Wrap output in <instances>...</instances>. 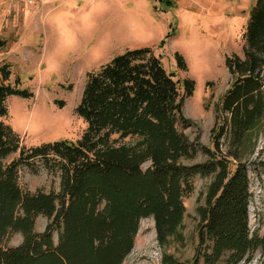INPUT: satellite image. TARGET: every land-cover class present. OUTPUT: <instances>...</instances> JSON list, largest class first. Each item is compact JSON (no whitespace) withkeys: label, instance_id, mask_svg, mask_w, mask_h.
<instances>
[{"label":"trees","instance_id":"obj_1","mask_svg":"<svg viewBox=\"0 0 264 264\" xmlns=\"http://www.w3.org/2000/svg\"><path fill=\"white\" fill-rule=\"evenodd\" d=\"M240 37L242 57L232 54L223 61L231 81L215 106L211 149L183 132L189 121L182 107L193 81L174 80L148 48L126 49L86 73L73 109L85 124L77 140L32 147L21 144L8 125L6 100L33 94L18 88V78L10 83L9 65L1 64L0 264H120L139 220L152 219L158 240L173 234L192 178L211 174L199 210L195 261L217 264L225 256V264H239L260 248L259 264H264V233L248 229L247 168L237 161L240 144L264 116V0H254ZM173 57L177 69L185 70L182 57L176 52ZM126 138L138 142L116 145ZM198 152L208 161L182 163ZM36 163L57 172V192H30L18 185L19 168ZM257 166L264 178V157ZM37 216L47 221L41 232L33 231ZM13 233L21 242L5 247Z\"/></svg>","mask_w":264,"mask_h":264},{"label":"rangeland","instance_id":"obj_2","mask_svg":"<svg viewBox=\"0 0 264 264\" xmlns=\"http://www.w3.org/2000/svg\"><path fill=\"white\" fill-rule=\"evenodd\" d=\"M254 0H0V65L7 63L9 82L33 94L30 99L11 96L6 100L8 125L20 143L32 147L56 140L74 142L85 124L73 109L85 75L126 49L148 48L167 74L175 80L193 81L191 96L182 114L189 121L183 131L189 141L211 149L215 136V106L230 84L223 61L242 57L241 31ZM178 53L185 70L176 67ZM59 102L62 106L59 107ZM211 129L214 133L211 134ZM135 138L116 145L133 146ZM220 151L227 145L222 139ZM9 156L6 161L13 159ZM237 161L247 168L248 229L264 233V178L257 166L264 157V116L244 138ZM198 152L185 165L203 163ZM145 163L142 167H146ZM213 175L191 180V191L182 198V219L173 234L158 240L151 218L139 220L129 253L120 264H201L195 261L199 210L205 207ZM18 185L30 192H57V172L40 164L19 168ZM46 219L37 216L33 231L41 232ZM56 241V235H53ZM21 235L13 233L3 244L13 247ZM258 248L239 264H259ZM225 256L217 264H225Z\"/></svg>","mask_w":264,"mask_h":264},{"label":"built area","instance_id":"obj_3","mask_svg":"<svg viewBox=\"0 0 264 264\" xmlns=\"http://www.w3.org/2000/svg\"><path fill=\"white\" fill-rule=\"evenodd\" d=\"M25 4H32L33 0H23Z\"/></svg>","mask_w":264,"mask_h":264},{"label":"crops","instance_id":"obj_4","mask_svg":"<svg viewBox=\"0 0 264 264\" xmlns=\"http://www.w3.org/2000/svg\"><path fill=\"white\" fill-rule=\"evenodd\" d=\"M0 25H1V22H0Z\"/></svg>","mask_w":264,"mask_h":264}]
</instances>
